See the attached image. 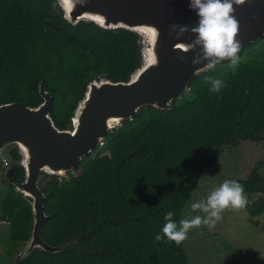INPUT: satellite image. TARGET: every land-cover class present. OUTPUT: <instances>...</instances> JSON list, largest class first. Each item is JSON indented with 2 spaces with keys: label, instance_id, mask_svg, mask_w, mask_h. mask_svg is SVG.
I'll list each match as a JSON object with an SVG mask.
<instances>
[{
  "label": "trees",
  "instance_id": "trees-1",
  "mask_svg": "<svg viewBox=\"0 0 264 264\" xmlns=\"http://www.w3.org/2000/svg\"><path fill=\"white\" fill-rule=\"evenodd\" d=\"M239 55L235 73L224 61L215 71L193 76L173 109L141 108L83 157L75 172L54 175L44 188L50 219L42 238L64 248L56 253L36 248L14 264H190L183 244L155 239L162 235L166 213L172 211L179 223L224 147L264 140V37L242 47ZM140 63V36L134 31L84 20L73 24L58 0H0V105L40 104L43 80L53 93L56 123L68 128L90 81L128 80ZM205 76L226 86L213 93ZM11 155L21 157L17 148ZM6 179L0 222L9 223L12 253L31 239L34 216L31 201L13 184L25 179V169L14 164ZM236 181L259 194L246 208L252 217L261 215L260 166Z\"/></svg>",
  "mask_w": 264,
  "mask_h": 264
},
{
  "label": "water",
  "instance_id": "water-1",
  "mask_svg": "<svg viewBox=\"0 0 264 264\" xmlns=\"http://www.w3.org/2000/svg\"><path fill=\"white\" fill-rule=\"evenodd\" d=\"M64 17L71 23L94 22L105 29L124 28L140 36L141 63L128 80L101 77L89 82L78 102L71 124L60 127L53 115V93L39 82L42 102L27 106L18 101L0 105V163L7 157L25 169V179L13 182L19 193L32 203L34 216L31 239L22 255L40 248L51 253L64 246H52L42 238V228L50 215L46 213L44 188L53 176L74 172L80 160L101 145L108 133L124 120H132L139 110L153 106L173 109L174 101L190 89L193 76L206 71L207 61L193 64L195 53H182L177 43H191L190 31L176 39L169 36V25L198 23L190 0H58ZM236 8L239 21L237 39L242 47L264 37V0H246ZM199 51V49H197ZM185 56V60L180 57ZM17 148L20 159L13 160ZM49 176V177H46Z\"/></svg>",
  "mask_w": 264,
  "mask_h": 264
},
{
  "label": "rangeland",
  "instance_id": "rangeland-1",
  "mask_svg": "<svg viewBox=\"0 0 264 264\" xmlns=\"http://www.w3.org/2000/svg\"><path fill=\"white\" fill-rule=\"evenodd\" d=\"M7 161L9 168L13 162L8 157ZM257 165L260 166L261 174L264 176V140H247L235 148L224 147L219 163L210 167L197 185L182 219H191L196 215L204 216L205 214L200 211H192V203L206 200L208 195L225 180L248 178ZM8 168L0 169V200L9 190V185L4 180ZM64 177L68 175L65 174ZM245 195L248 202L259 197V194L246 191ZM222 215L223 219L212 230L202 225L189 231L188 239L182 243L189 263L264 264V211L261 215L252 217L245 207L240 211L225 210ZM1 237L4 242L1 241ZM8 239L9 223L2 222L0 223V264H3L5 259L3 245L9 241ZM28 243L20 244L19 251L26 249Z\"/></svg>",
  "mask_w": 264,
  "mask_h": 264
},
{
  "label": "clouds",
  "instance_id": "clouds-1",
  "mask_svg": "<svg viewBox=\"0 0 264 264\" xmlns=\"http://www.w3.org/2000/svg\"><path fill=\"white\" fill-rule=\"evenodd\" d=\"M79 2L83 4L86 0ZM245 3L246 0H190L189 7L198 17L197 25L189 29L188 25L171 24L169 36L175 33L176 39H179L190 31L195 39L191 43H177L175 47L180 52H194L192 63L195 65L207 61L205 68L211 71H215L218 64L228 61V66L235 73L241 61L239 53L242 44L237 39L239 21L236 19L234 6ZM180 59L185 60L186 57L181 56ZM204 80L211 85L210 91L213 93H219L226 86L219 78L205 76ZM247 204L244 186L236 180H225L206 200L192 203V211H200L204 216L196 215L177 223L173 219L174 213L168 211L164 217L166 223L162 227V235H156L155 239L161 241L166 237L169 242L180 246L188 239L190 230L202 225L212 230L223 219L225 210L240 211Z\"/></svg>",
  "mask_w": 264,
  "mask_h": 264
},
{
  "label": "flooded vegetation",
  "instance_id": "flooded-vegetation-1",
  "mask_svg": "<svg viewBox=\"0 0 264 264\" xmlns=\"http://www.w3.org/2000/svg\"><path fill=\"white\" fill-rule=\"evenodd\" d=\"M13 162V161H12ZM15 164V162H13L12 163V165L9 167V168H13V165ZM0 169L1 168H8V166H9V162L8 161H3L2 163H0ZM8 168V169H9ZM8 169H7V171H8ZM7 173V172H6ZM4 180L7 182V184L9 183V181L6 179V176H5V178H4ZM2 222H6V221H1L0 223H2ZM8 223V222H7ZM1 241H3L4 242V240H3V238L1 237ZM30 241V240H29ZM28 241V242H29ZM27 242V243H28ZM5 244V243H4ZM19 246L20 245H17V246H15V249H14V251L12 252V253H9L8 252V242H6V244L5 245H3V247H5V251H4V253H5V259H4V261H3V264H14L17 260H20V259H22L21 257H22V255H23V253H24V251H25V249L22 251V252H20L19 251ZM27 246V245H26ZM26 248V247H25Z\"/></svg>",
  "mask_w": 264,
  "mask_h": 264
}]
</instances>
